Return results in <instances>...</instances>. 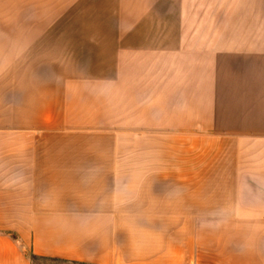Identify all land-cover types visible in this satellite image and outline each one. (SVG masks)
<instances>
[{
    "label": "crops",
    "instance_id": "1",
    "mask_svg": "<svg viewBox=\"0 0 264 264\" xmlns=\"http://www.w3.org/2000/svg\"><path fill=\"white\" fill-rule=\"evenodd\" d=\"M31 254L264 264V0H0V264Z\"/></svg>",
    "mask_w": 264,
    "mask_h": 264
},
{
    "label": "trees",
    "instance_id": "2",
    "mask_svg": "<svg viewBox=\"0 0 264 264\" xmlns=\"http://www.w3.org/2000/svg\"><path fill=\"white\" fill-rule=\"evenodd\" d=\"M30 258L32 260L33 264H43L41 261H48L51 263H58V262H68L67 260H63L61 258L57 257H44V256H39L36 254H31ZM68 263H75V264H91V263H86V262H68Z\"/></svg>",
    "mask_w": 264,
    "mask_h": 264
},
{
    "label": "rangeland",
    "instance_id": "3",
    "mask_svg": "<svg viewBox=\"0 0 264 264\" xmlns=\"http://www.w3.org/2000/svg\"><path fill=\"white\" fill-rule=\"evenodd\" d=\"M166 92L167 93H173V88L167 87L166 88ZM182 92H184V88L182 89ZM197 93L200 94V90ZM204 93H203V95H204ZM41 263H43V264H75V263H68V262L67 263L66 262L51 263V262H48V261H41Z\"/></svg>",
    "mask_w": 264,
    "mask_h": 264
}]
</instances>
